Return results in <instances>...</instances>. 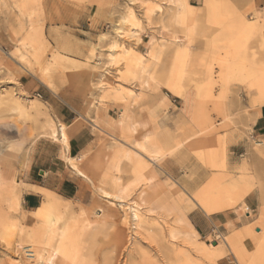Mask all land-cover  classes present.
Returning <instances> with one entry per match:
<instances>
[{
	"label": "rangeland",
	"instance_id": "rangeland-1",
	"mask_svg": "<svg viewBox=\"0 0 264 264\" xmlns=\"http://www.w3.org/2000/svg\"><path fill=\"white\" fill-rule=\"evenodd\" d=\"M152 1L157 0H0V91L42 108L35 120L13 111L8 101L0 103V126L16 123L23 129L17 137L0 127V172L15 176L22 189L19 210L0 193V209L13 220L0 231V264H34L27 256L33 249L26 247L27 233L43 226L39 214L53 203L67 228L66 250L83 248L84 264H264V101L253 85L259 75L239 69L244 62L249 67L251 60L264 69V0H188L190 19L186 25H171L170 32L183 35V28L200 16L206 34L194 37L189 52L167 45L171 43L163 39L162 24H170V9L166 4L150 14ZM127 14L139 25V44L128 43L116 31ZM152 35L171 47L155 64L157 80L147 88L141 85L144 80L133 78L139 57L155 61L147 53ZM114 40L126 41L131 49L120 55L118 64L108 61ZM185 62L195 80L186 81L182 98L165 85L176 79ZM47 119L66 125L70 140L76 130L83 131L77 156L44 134ZM99 119L122 121L116 130L106 127L127 143L122 149L143 143L146 135L153 137L151 144L159 153V160L151 163L153 189L190 222L195 246L184 236L170 237V231L186 230L175 224L177 213L168 216L158 210L159 215L150 216L142 209L156 231L152 227L134 233L130 212L119 203L112 213L98 212L99 188L113 192L115 176L133 199L151 191L147 178L152 175L136 156L127 161L121 152L109 150L118 142L96 129ZM206 124L214 134L201 132ZM190 137L197 139V148L192 141L169 150ZM84 155L78 163L88 177L78 175L66 160ZM55 157L60 162L57 194L38 190L41 198L27 211L24 195L37 189L27 186L26 178H42ZM117 164L119 173L111 168ZM249 230L256 245L243 238ZM241 242L246 263L234 252ZM217 243L219 248H212Z\"/></svg>",
	"mask_w": 264,
	"mask_h": 264
},
{
	"label": "bare ground",
	"instance_id": "bare-ground-1",
	"mask_svg": "<svg viewBox=\"0 0 264 264\" xmlns=\"http://www.w3.org/2000/svg\"><path fill=\"white\" fill-rule=\"evenodd\" d=\"M157 1L156 2L152 1L154 6L153 8L150 9L149 13L153 14L155 12V8L161 11L164 5L166 4L168 5L170 12H171L169 21L170 20L171 21L169 25L168 24L166 25L165 22H163L164 24H162L163 25V36H164L163 39L168 42L170 41L169 43L171 44H167L166 41L164 43H160V41L159 42L157 41L156 36L152 35L151 41L149 42V45L147 48L148 49L147 53L148 55L153 56V59L155 61L152 62V64H150L147 60V57L144 55L138 58L136 62V72H135L136 74L133 80H144L141 83V85L146 86L147 88L151 87L152 82L157 80L155 76V72H154L155 64L159 61L161 54L165 52L166 49H168L171 46H176L177 48H180V47L184 48L187 52H189V48H190V45L194 37L198 36L199 33L201 34L200 36H202V34L205 36L206 34V26L205 24L202 23L203 21L199 20L200 16H197L196 17L197 19L194 24H192L191 26H187L186 30L185 28H183L185 31V33H183L184 31L182 32L183 35H178V34L172 35L170 32L171 25H175V26L186 25V21L189 20L191 17L189 8H188V0H162L163 1L162 4H158ZM130 17H131V14L130 15L127 14L123 16L121 20L123 27L122 25L119 26V24L116 25V31L121 36V38H126V41L128 43L131 42V43L139 44L142 41V37L140 36V33L136 29V28H139V25H137L138 26L137 27L136 24H133L132 21L130 20ZM127 25L128 27H130V29L126 27ZM124 26L127 29H125ZM126 41L120 42L119 40L118 41L114 40L110 44V49L108 51L109 53L108 61L110 63L118 64L119 62L118 59L120 60V57H121L120 55L124 56L130 53L131 49L126 47L127 46ZM165 43L171 46H167ZM118 49L120 50L118 51ZM186 56H188V53ZM25 57L26 56L22 54L20 58L24 60ZM249 63H250L249 67H248V63L244 62L243 64L239 66V69L241 71H245V70L250 71L253 76L259 75L258 78L253 83V85L258 90L260 94V99L264 101V74H263L264 69H260V67L253 60L249 61ZM227 72L231 73L232 70L228 69ZM192 74L193 73H190V71L188 70L187 64L185 62L181 66L176 79L173 80L171 84H168L165 86L169 88V90L171 91L173 95L183 98L185 96L186 81L195 80L194 78H192ZM104 77L106 76L104 75ZM129 92L133 93L134 91L130 90ZM5 93L6 92L4 91H0V103L4 101V104H5V102L8 101L9 103H11L13 111L21 115H26V114L34 115L35 120L37 119L38 115L42 114V108H41L40 103H36L33 100L27 99L26 101L30 103L29 105H27V103L26 104L24 103L23 96L21 95L8 96V95H5ZM121 123L122 121L118 122V121L108 120V119L107 120L102 119V121H100L99 119L95 127L97 130H100L101 132L102 131L106 132V129L108 127H109V131L116 130V128L120 126ZM0 127L2 129L9 130L13 134H15L17 137H21L23 134V129L16 123H9V124L2 125ZM42 129L44 130L45 135H49L55 141H60L66 149L70 148V133L66 125L60 124L59 126H57L52 120L47 119ZM201 132L209 133V135L214 134L212 132V127L210 126V124H206L205 126H203V128L201 129ZM115 133H116L115 131H114V134L108 133L114 140H116V142H118L117 145L112 146L109 150L121 152L120 157L127 161L133 160V157L136 156L138 158V164L151 173L152 172L151 163H154L159 160V157L157 156L159 153L155 149V147L151 144L153 137H151L150 135H146L143 143H136V144L134 143L133 146L131 145L128 146L129 148L128 150H125L127 147L122 149L121 146L125 147L127 146V143H125L124 141L116 137ZM192 141H194L193 144L196 146L195 148H197V145L199 144L197 139L190 137V138H187L182 143L176 144L172 149H169V150L170 151L177 150L183 143L187 144ZM1 156L2 155L0 153V164H2V160H3ZM84 158H85V155L77 159L66 157V160L70 163V165L77 172L78 175L82 177H88V171L85 168V166H82L78 163L79 159L83 160ZM111 168H113L115 172L117 173L121 172L119 164L112 165ZM121 179H122L121 177L115 176L111 180L110 185L113 188V192H110L103 187L99 188L100 203L102 204V206L98 212L103 213L104 211L108 210L110 213H112L113 211L111 207L115 206L116 202L119 203L120 207L127 208L126 210H129L130 219L133 222V227L135 231L134 233H138L137 231L139 230L143 232L144 231L149 232L154 225V223L153 225L149 224V222L151 223L152 221H150L151 219L148 221L149 218L142 212V209H147L148 212L147 211L146 212L150 213L151 214V215L149 214L150 216H153V214H155L156 211L158 214V210L160 212L163 211L167 213L168 216L169 214L174 215L177 213L176 207L168 203L166 200H164L160 196H158L156 194L155 189H153V182L155 179V175L153 174V172H152V175H150L147 178L148 182L150 183L151 191L149 192L142 191L140 194H138L133 199H129L130 193L126 190L125 187L121 185V181H122ZM19 186H22V185L20 184ZM19 188H18V182L15 179V176H13L12 174L8 172H4L2 174L0 172V193L2 194L3 192H5L8 200L12 202V205L14 206L16 210H19V207L21 205V191L19 190ZM55 209L56 208H55L54 203L50 205V207H47L46 209H44L39 214V217H41L42 219L41 221H43L42 222L43 226L40 228L34 227L32 231L27 233L26 239H28V242L26 244V247L33 248L32 249L33 251L31 250V254L27 256L34 259V264H58L57 263L58 260L59 261L62 260L63 262L65 261V263L68 262L69 264H84L85 254H83V248L78 249L77 247H74L71 251L66 250V244L64 240H65V236L67 233L66 231L67 228L65 224H63L62 222L63 219L61 218V216H59V214L57 213V211H55ZM177 214L178 215L175 220L176 221L175 224L178 226L185 227L186 230L170 231L171 232L170 237L175 240V239H180L179 238L180 236H184L186 241H188V243L195 246L197 240L194 237L193 233L189 231V228L191 227L190 222L187 220V218L183 214L181 213H177ZM111 217L117 218V215L111 214ZM127 219H128V215L126 214L124 221H127ZM9 221H13V220H11V217L9 220L8 215L3 213L0 209V231L1 229L5 228V226L9 223ZM92 223L93 222L88 220L87 226L92 228ZM126 224L127 222H124V226H126ZM151 231H153V229ZM245 237H249L252 240V242L256 245L257 238L255 237L254 232L252 230H249L248 233L244 235L243 238ZM219 245L220 244L217 243L216 246H212V248L217 249L219 248ZM26 247L21 246V249H24ZM205 249L207 253L209 254L211 253V250L207 248ZM234 252L239 254L241 260L244 263H246L248 255L242 245V242L240 246L234 247ZM63 262L61 263L65 264Z\"/></svg>",
	"mask_w": 264,
	"mask_h": 264
},
{
	"label": "crops",
	"instance_id": "crops-1",
	"mask_svg": "<svg viewBox=\"0 0 264 264\" xmlns=\"http://www.w3.org/2000/svg\"><path fill=\"white\" fill-rule=\"evenodd\" d=\"M73 124L69 125V128L72 127ZM83 131L76 130L74 133L73 137L70 140V150H69V155L70 156H77L79 152L82 150L83 147L80 145L81 138L83 137L81 135ZM44 147V146H43ZM41 147V148H43ZM58 161V157H55L54 161L52 162L51 166L47 169H44L42 171V174L44 176L40 179H36V176H29L25 180V184L27 186H30L35 190H30L24 195V204L26 210L29 211L32 208H34L38 202V200L41 198L40 192L38 190L46 191V192H52L54 194H57L56 190L57 189V181L58 177L57 175L60 174V162ZM194 227L199 230L200 234H204L205 230L204 228L200 225L198 221H193ZM218 222V221H217ZM215 221V224L217 223Z\"/></svg>",
	"mask_w": 264,
	"mask_h": 264
}]
</instances>
